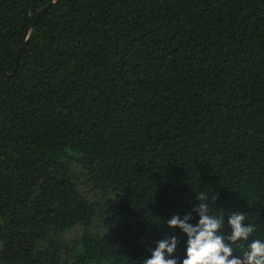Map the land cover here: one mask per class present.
Returning <instances> with one entry per match:
<instances>
[{
	"label": "trees",
	"instance_id": "16d2710c",
	"mask_svg": "<svg viewBox=\"0 0 264 264\" xmlns=\"http://www.w3.org/2000/svg\"><path fill=\"white\" fill-rule=\"evenodd\" d=\"M0 69V264L179 262L201 191L264 241V0H0Z\"/></svg>",
	"mask_w": 264,
	"mask_h": 264
},
{
	"label": "clouds",
	"instance_id": "9594fccd",
	"mask_svg": "<svg viewBox=\"0 0 264 264\" xmlns=\"http://www.w3.org/2000/svg\"><path fill=\"white\" fill-rule=\"evenodd\" d=\"M196 200L198 203L192 211L199 219L195 226L189 223L191 214L183 219L176 215L166 222L168 228H178L186 236L184 258L179 262L177 258H169L173 257L178 244L176 237L172 236L156 242L151 257L140 264H264V241L260 239L252 240L242 255L235 254L233 246L238 241H247L256 231L253 224L245 223V214L233 211L228 215L230 234L225 235V218L210 214L209 205L203 202L207 200L203 191Z\"/></svg>",
	"mask_w": 264,
	"mask_h": 264
},
{
	"label": "water",
	"instance_id": "95a60500",
	"mask_svg": "<svg viewBox=\"0 0 264 264\" xmlns=\"http://www.w3.org/2000/svg\"><path fill=\"white\" fill-rule=\"evenodd\" d=\"M48 6H49V5H48ZM48 6L45 7L44 9H42V10L38 13V15H37V20L39 19V17L41 16V14H43V12H45V10L48 8ZM37 20L34 22V24L32 25V27H34V26L36 25ZM19 53H20V51L17 53V63H18V61H19ZM16 69H17V65H16V67H15V69H14V72L16 71ZM0 71H2V70L0 69Z\"/></svg>",
	"mask_w": 264,
	"mask_h": 264
},
{
	"label": "rangeland",
	"instance_id": "374dc122",
	"mask_svg": "<svg viewBox=\"0 0 264 264\" xmlns=\"http://www.w3.org/2000/svg\"><path fill=\"white\" fill-rule=\"evenodd\" d=\"M79 236V229H75L72 233L68 235V237H78Z\"/></svg>",
	"mask_w": 264,
	"mask_h": 264
}]
</instances>
